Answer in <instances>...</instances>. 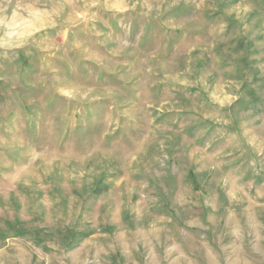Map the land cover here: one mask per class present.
<instances>
[{
	"label": "rangeland",
	"instance_id": "374dc122",
	"mask_svg": "<svg viewBox=\"0 0 264 264\" xmlns=\"http://www.w3.org/2000/svg\"><path fill=\"white\" fill-rule=\"evenodd\" d=\"M0 264H264V0H0Z\"/></svg>",
	"mask_w": 264,
	"mask_h": 264
}]
</instances>
